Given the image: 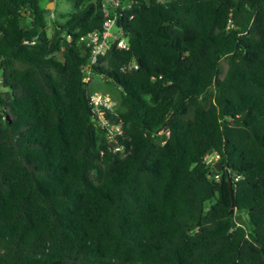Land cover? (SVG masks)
Listing matches in <instances>:
<instances>
[{
	"label": "trees",
	"instance_id": "16d2710c",
	"mask_svg": "<svg viewBox=\"0 0 264 264\" xmlns=\"http://www.w3.org/2000/svg\"><path fill=\"white\" fill-rule=\"evenodd\" d=\"M70 1L0 0V264H264V0Z\"/></svg>",
	"mask_w": 264,
	"mask_h": 264
},
{
	"label": "built area",
	"instance_id": "2783aa9c",
	"mask_svg": "<svg viewBox=\"0 0 264 264\" xmlns=\"http://www.w3.org/2000/svg\"><path fill=\"white\" fill-rule=\"evenodd\" d=\"M116 0H104L103 4V15L106 18L101 32H95L88 34L82 41L86 44L87 47L91 49V55L89 59V63L93 64L99 55H103L106 50L109 48L110 44H112L114 41L116 42V45L120 49H127L128 44L126 42V39L121 37V33L118 31L117 33H112L111 29L114 27L115 24V17L116 14L114 13L115 8L117 7ZM131 67L137 68V64H132L127 66L128 69ZM90 102L94 107V110L96 112H99V115L101 117V110H111L114 106V102L112 98L106 94L101 93H93L90 94ZM104 122V121H103ZM106 122H104L105 124ZM114 131L117 133H120V127L115 126L113 128ZM219 159V154L212 153L207 154L204 157V163L212 167L214 166L215 162H217ZM218 178V176H216ZM237 180V177L235 178Z\"/></svg>",
	"mask_w": 264,
	"mask_h": 264
},
{
	"label": "rangeland",
	"instance_id": "374dc122",
	"mask_svg": "<svg viewBox=\"0 0 264 264\" xmlns=\"http://www.w3.org/2000/svg\"><path fill=\"white\" fill-rule=\"evenodd\" d=\"M49 4H52V7L49 9L50 12L47 13V20L49 23V26L47 28V33H51V22L56 19L57 21H65L68 19V13H70L73 10V3L70 0H41V5L44 7H47ZM62 15V17H60ZM112 33H117V30L115 27H112L111 29ZM87 81V93L93 94V93H101L106 94L110 96L112 99H114L117 91L113 84H109L104 81L103 78H101L98 75H89L87 74V77L85 79ZM235 221L238 225L243 227L246 230H251V225L247 217L246 211H235Z\"/></svg>",
	"mask_w": 264,
	"mask_h": 264
},
{
	"label": "water",
	"instance_id": "95a60500",
	"mask_svg": "<svg viewBox=\"0 0 264 264\" xmlns=\"http://www.w3.org/2000/svg\"><path fill=\"white\" fill-rule=\"evenodd\" d=\"M52 7V4H49L46 8L47 9H50ZM214 167L215 169L219 170L222 166L221 164L217 161L215 162L214 164ZM228 186H229V189H230V196H231V199H232V208H234V202H233V197H232V190H231V186H232V183L230 181H228ZM52 264H58L57 262H54Z\"/></svg>",
	"mask_w": 264,
	"mask_h": 264
},
{
	"label": "bare ground",
	"instance_id": "6f19581e",
	"mask_svg": "<svg viewBox=\"0 0 264 264\" xmlns=\"http://www.w3.org/2000/svg\"><path fill=\"white\" fill-rule=\"evenodd\" d=\"M121 2V1H120ZM129 4V3H128Z\"/></svg>",
	"mask_w": 264,
	"mask_h": 264
}]
</instances>
